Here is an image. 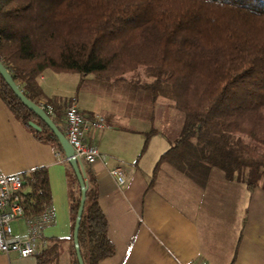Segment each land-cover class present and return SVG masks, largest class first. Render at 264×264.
I'll use <instances>...</instances> for the list:
<instances>
[{"label":"trees","instance_id":"16d2710c","mask_svg":"<svg viewBox=\"0 0 264 264\" xmlns=\"http://www.w3.org/2000/svg\"><path fill=\"white\" fill-rule=\"evenodd\" d=\"M0 61L33 101L45 69L116 83L140 73L149 99L161 94L183 113L179 134L155 169L170 161L193 177L215 166L249 189L264 187V0H0ZM0 98L35 138L61 151L1 75ZM59 116L64 121V111ZM67 166L78 186L70 203L73 224L80 187ZM20 175L24 213L37 214L51 201L47 168ZM84 181L77 239L83 263L97 264L114 248L86 168ZM69 252L71 264H78L73 242ZM53 257L45 248L37 264Z\"/></svg>","mask_w":264,"mask_h":264},{"label":"crops","instance_id":"0c3cea01","mask_svg":"<svg viewBox=\"0 0 264 264\" xmlns=\"http://www.w3.org/2000/svg\"><path fill=\"white\" fill-rule=\"evenodd\" d=\"M72 76L45 69L36 78V102L50 104L56 124L62 126L59 115L63 117L71 97L83 114L101 115L83 99L81 75ZM168 102L173 105L171 99ZM109 115V119L101 115L109 127L88 136L101 158L84 167L96 181L114 248L97 264H264L262 185L249 189L242 181L226 179L215 166L193 177L170 161L155 169L180 129L169 137L154 127L153 120L143 126L116 124L115 114L110 111ZM63 158L62 150L35 138L0 98V172L20 173L45 166L55 214L43 231L44 248L27 257L0 253V264H37L36 256L45 248L54 252L49 264H71L70 203L78 186ZM116 166L125 170L123 185H117L109 174ZM22 220L12 221L15 235L24 233Z\"/></svg>","mask_w":264,"mask_h":264},{"label":"built area","instance_id":"2783aa9c","mask_svg":"<svg viewBox=\"0 0 264 264\" xmlns=\"http://www.w3.org/2000/svg\"><path fill=\"white\" fill-rule=\"evenodd\" d=\"M39 105L48 114L52 112L50 104L39 103ZM62 127L65 138L73 148V157L83 168L101 158L96 146L88 139L92 131L109 127L100 114H83L75 98L71 97L64 106ZM62 160L67 162L65 157ZM109 174L117 185L124 184L126 174L122 167L109 169ZM22 191L20 173L0 172V253H16L21 257H27L46 246L47 239L43 236V231L52 224L55 214L51 204L48 203L42 206L39 213L26 215L22 205ZM18 218L24 221V233L21 235H15L11 226V222Z\"/></svg>","mask_w":264,"mask_h":264},{"label":"rangeland","instance_id":"374dc122","mask_svg":"<svg viewBox=\"0 0 264 264\" xmlns=\"http://www.w3.org/2000/svg\"><path fill=\"white\" fill-rule=\"evenodd\" d=\"M67 73L73 75L72 77L81 75L79 86L82 88L83 99L94 104L95 109L99 110L105 119H109L107 115L112 111L116 124L143 126L153 120L154 127L169 137L176 136L181 127L182 111L169 104L170 99L161 94L155 100L149 99V93L141 86L144 77L140 73L128 74L124 83H116L94 74L82 75L71 71ZM11 224L13 227V222Z\"/></svg>","mask_w":264,"mask_h":264},{"label":"water","instance_id":"95a60500","mask_svg":"<svg viewBox=\"0 0 264 264\" xmlns=\"http://www.w3.org/2000/svg\"><path fill=\"white\" fill-rule=\"evenodd\" d=\"M0 75L4 79L5 83L10 87L14 95L28 108L30 109L39 119H41L45 125L50 129L55 138L57 139L60 148L63 152L64 157L67 159L68 164L71 166L72 171L76 177V180L80 187V197L79 204L76 210V216L73 223L72 228V242L74 246V252L76 255V259L78 264H84L77 239V232L79 227V222L81 218V213L83 209V204L85 200V181H84V168L80 163L76 161L73 157V148L65 138L63 132L58 128L56 123L50 117V115L39 105L38 102L29 99L22 89L19 87V84L12 78L10 72L6 69L3 63L0 61ZM28 125L34 129L40 130L41 127L36 123L30 121Z\"/></svg>","mask_w":264,"mask_h":264}]
</instances>
